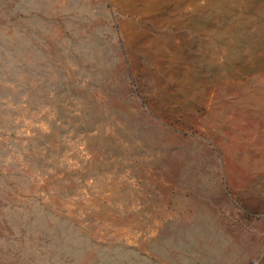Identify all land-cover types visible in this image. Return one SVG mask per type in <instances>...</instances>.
Listing matches in <instances>:
<instances>
[{
  "label": "rangeland",
  "instance_id": "obj_1",
  "mask_svg": "<svg viewBox=\"0 0 264 264\" xmlns=\"http://www.w3.org/2000/svg\"><path fill=\"white\" fill-rule=\"evenodd\" d=\"M0 264H264V0H0Z\"/></svg>",
  "mask_w": 264,
  "mask_h": 264
}]
</instances>
